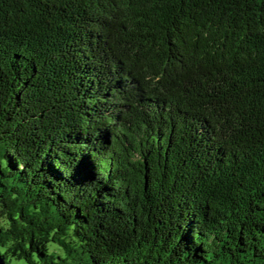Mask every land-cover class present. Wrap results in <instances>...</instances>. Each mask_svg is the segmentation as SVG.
Returning <instances> with one entry per match:
<instances>
[{
  "label": "trees",
  "instance_id": "obj_1",
  "mask_svg": "<svg viewBox=\"0 0 264 264\" xmlns=\"http://www.w3.org/2000/svg\"><path fill=\"white\" fill-rule=\"evenodd\" d=\"M0 252L264 264V0H0Z\"/></svg>",
  "mask_w": 264,
  "mask_h": 264
},
{
  "label": "rangeland",
  "instance_id": "obj_2",
  "mask_svg": "<svg viewBox=\"0 0 264 264\" xmlns=\"http://www.w3.org/2000/svg\"><path fill=\"white\" fill-rule=\"evenodd\" d=\"M49 247H50V249L57 250L56 249L57 248V245L55 243H53V242H50ZM13 262H15V261H13ZM20 263L23 264L25 262L24 261H20Z\"/></svg>",
  "mask_w": 264,
  "mask_h": 264
},
{
  "label": "water",
  "instance_id": "obj_3",
  "mask_svg": "<svg viewBox=\"0 0 264 264\" xmlns=\"http://www.w3.org/2000/svg\"><path fill=\"white\" fill-rule=\"evenodd\" d=\"M1 253V252H0ZM0 264H6L5 260L2 258L1 254H0Z\"/></svg>",
  "mask_w": 264,
  "mask_h": 264
}]
</instances>
